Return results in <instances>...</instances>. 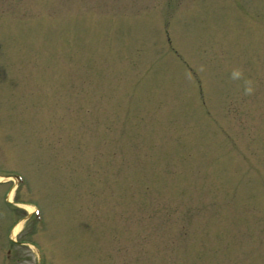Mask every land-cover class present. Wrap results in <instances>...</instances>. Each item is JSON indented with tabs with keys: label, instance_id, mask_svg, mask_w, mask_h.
I'll use <instances>...</instances> for the list:
<instances>
[{
	"label": "rangeland",
	"instance_id": "rangeland-1",
	"mask_svg": "<svg viewBox=\"0 0 264 264\" xmlns=\"http://www.w3.org/2000/svg\"><path fill=\"white\" fill-rule=\"evenodd\" d=\"M5 175L0 264H264V0H0Z\"/></svg>",
	"mask_w": 264,
	"mask_h": 264
},
{
	"label": "bare ground",
	"instance_id": "bare-ground-1",
	"mask_svg": "<svg viewBox=\"0 0 264 264\" xmlns=\"http://www.w3.org/2000/svg\"><path fill=\"white\" fill-rule=\"evenodd\" d=\"M2 179L4 180V178L0 177V181H1ZM9 197H10V200H12V197H13V190L10 192ZM20 229H21V225H17V226L15 227V229H14V233L16 234L17 232H19Z\"/></svg>",
	"mask_w": 264,
	"mask_h": 264
},
{
	"label": "clouds",
	"instance_id": "clouds-1",
	"mask_svg": "<svg viewBox=\"0 0 264 264\" xmlns=\"http://www.w3.org/2000/svg\"><path fill=\"white\" fill-rule=\"evenodd\" d=\"M232 75H233V78H237V77H239L240 73L238 70H234Z\"/></svg>",
	"mask_w": 264,
	"mask_h": 264
}]
</instances>
